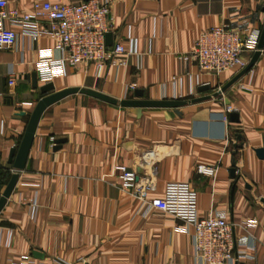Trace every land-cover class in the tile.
Segmentation results:
<instances>
[{"label": "crops", "instance_id": "crops-1", "mask_svg": "<svg viewBox=\"0 0 264 264\" xmlns=\"http://www.w3.org/2000/svg\"><path fill=\"white\" fill-rule=\"evenodd\" d=\"M7 1L10 8L28 12L44 0ZM108 1L113 45L123 43L127 51L111 57L101 75L94 63L68 68L55 79L56 90L83 87L116 99H137V89L144 99L208 95L242 69L217 76L202 72L193 60L184 62L181 57L199 35L221 24L241 31L264 28V0ZM4 26L11 28L9 21ZM131 38L138 54L130 51ZM41 50L60 56L47 35L30 45L20 34L13 48L0 47V164L6 176L13 171L10 153L14 148L16 156L45 95L40 90L45 83L38 78L35 88L32 79ZM253 54L245 55L250 61ZM130 84L136 88L128 90ZM202 85L209 89L199 91ZM228 105L237 108L238 118L227 115ZM136 112L85 93L45 110L26 166L0 213V264H197L195 228L159 208L144 215L145 204L114 177L104 178L116 162L141 176L155 167L151 197H161L170 181L189 183L198 193L201 214L227 212L237 248L252 255L239 264H264V157L257 153L264 149V55L221 96ZM200 164L216 167V176L199 173Z\"/></svg>", "mask_w": 264, "mask_h": 264}, {"label": "built area", "instance_id": "built-area-1", "mask_svg": "<svg viewBox=\"0 0 264 264\" xmlns=\"http://www.w3.org/2000/svg\"><path fill=\"white\" fill-rule=\"evenodd\" d=\"M109 14L108 0L103 3L99 0L80 3L37 1L28 12L10 8L7 0H0V47L13 48L20 34L28 39L30 45L47 35L54 39L60 56L54 58L49 51H40L37 76L41 82H54L65 75L68 68L89 63L96 64L101 75L111 57L127 51L123 43L109 46L106 42V33L111 28ZM5 21L10 22V29L5 28ZM260 36V31H241L226 24L217 25L203 31L189 53L181 58L186 63L195 61L199 69L209 75L218 76L223 72L240 70L249 62L245 54H252L258 49ZM131 44L130 51L138 54L136 40L131 38ZM142 59L143 55L140 54V66ZM9 75L12 80L15 75L13 66L9 69ZM135 88V84L128 86V90ZM236 111L237 108L232 105L226 107L227 115ZM225 118L228 119V116ZM51 143L56 144L55 137H51ZM197 170L215 177L217 168L200 164ZM155 174V167L149 175L141 176L136 168L116 162L104 178L114 177L122 190L145 204L144 215L159 208L192 225L195 228L192 234L193 255L197 264H239L241 260L252 257L246 249L237 248L234 225L228 221L227 212L201 214L198 193L189 183L170 181L161 197H151L150 194L155 191ZM5 186L2 185L0 169V194ZM33 203L34 217L37 205L35 200ZM247 247L254 248L253 245ZM22 264L32 263L27 260Z\"/></svg>", "mask_w": 264, "mask_h": 264}, {"label": "water", "instance_id": "water-1", "mask_svg": "<svg viewBox=\"0 0 264 264\" xmlns=\"http://www.w3.org/2000/svg\"><path fill=\"white\" fill-rule=\"evenodd\" d=\"M106 42L109 46L113 45V35L111 32L106 33ZM263 48H264V28L261 32L258 49L254 52L253 56L251 57L246 67H244L237 75H235L228 83H226L219 90L208 95L193 97L191 99H144L141 98L144 95V91L142 89H137L135 91V96L139 97L137 99H130V98L116 99L100 91H96L89 88H83V87H67L61 90H56V86L54 82L45 83L44 85L40 86L41 92L45 95L38 101L31 115L28 126L21 141L20 147L16 153V156H15L16 149L13 148L10 153L9 162L13 165L14 171L0 195V213L5 207L8 199L11 197L19 181L21 171L26 166V162L41 117L45 112V110L52 104L60 101L61 99L69 95L75 93H85L114 105H120L121 107L135 108L137 110L136 113H139L142 110V108H176L177 109L179 107H182L190 103H196L221 96L223 92H225L231 85H233L236 81H238L245 73H247L254 66V64L258 61V59L262 55ZM32 79H33V86L37 88L38 77L36 72L33 73ZM208 89H209V85H202L199 88V91H205ZM231 117L236 119L238 118V114L232 113ZM62 142H64V139H60L58 141V143H62ZM257 153L260 157L262 156L264 157V149L262 148L257 149ZM232 173L233 174L235 173V169H232ZM34 254L36 257L43 256L42 253L38 251H34ZM85 264H89V263H85Z\"/></svg>", "mask_w": 264, "mask_h": 264}, {"label": "trees", "instance_id": "trees-1", "mask_svg": "<svg viewBox=\"0 0 264 264\" xmlns=\"http://www.w3.org/2000/svg\"><path fill=\"white\" fill-rule=\"evenodd\" d=\"M1 180H2V185H6L11 177L12 174L9 176L5 175V170L1 167ZM1 195V194H0Z\"/></svg>", "mask_w": 264, "mask_h": 264}]
</instances>
